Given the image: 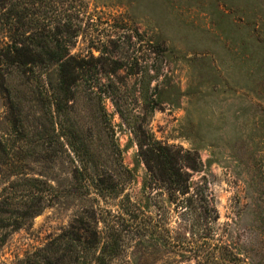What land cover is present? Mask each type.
Returning <instances> with one entry per match:
<instances>
[{"label": "rangeland", "instance_id": "rangeland-1", "mask_svg": "<svg viewBox=\"0 0 264 264\" xmlns=\"http://www.w3.org/2000/svg\"><path fill=\"white\" fill-rule=\"evenodd\" d=\"M17 1L32 11L33 0ZM34 4L32 26L86 71L60 106L40 67L0 77V201L44 206L16 230L17 216L0 213V264L40 263L92 212L87 237L100 242L81 245L74 264H196L167 242L170 229L189 238L188 223L147 184L139 125L201 156L192 183L205 177L214 195V254L223 243L236 264H264V0Z\"/></svg>", "mask_w": 264, "mask_h": 264}, {"label": "trees", "instance_id": "trees-1", "mask_svg": "<svg viewBox=\"0 0 264 264\" xmlns=\"http://www.w3.org/2000/svg\"><path fill=\"white\" fill-rule=\"evenodd\" d=\"M35 2L37 3L38 0L30 2L32 11L29 12L30 8L22 6L19 1L0 0V22H3V25L0 23V77L2 78L5 71L9 74L16 73L18 77H21L33 68L40 67V74L46 77L43 87L45 86L54 94L60 106L62 100H70L73 95L78 78L86 71L85 63L84 60H78L70 53V46L62 45L60 42L48 43L45 40L46 36L52 34H45L40 28V22L36 24L38 26H32L31 22L34 19L28 18L27 13L35 14V6H37ZM12 18L15 19V24H11ZM30 25L33 30L28 29ZM4 29L8 32V40L1 37ZM58 33H55V36ZM3 86L12 91L11 85L3 84ZM100 114L102 118L103 112L101 111ZM135 135L139 155L149 174L147 184L153 189L166 190L169 200L174 205V212L188 223L189 238L185 237L184 241L178 240V237L173 234L174 229H170L167 238V242L179 251L181 261L195 259L196 264H236L229 258L232 251L229 250L228 245L223 243L218 245V249L222 248L219 256L214 254V246H208V241L216 233L215 224L219 220V212L207 179L202 177L198 182L192 183L193 175L204 169L199 153L183 146L164 143L140 125L135 128ZM5 152L6 148L0 141V156ZM7 206L10 205L0 201L1 214L10 213V217L17 216L13 230L21 227L26 218L40 213L44 207L33 208L30 203L26 205L24 212H16L5 210L4 207L8 209ZM93 216L94 212L91 215L85 214L84 218H77L75 221L79 225L75 227L72 224L70 232L63 236L70 239L71 244L67 245L66 241L44 249L48 253L43 254L38 264H74L79 261L82 257L80 254H83V250L79 248L81 245L100 242L97 240V238L100 239L99 237L94 238V241L87 237L90 224L88 221ZM7 219L3 217L0 221L2 223ZM79 229L84 230L81 233ZM196 237L201 243L193 242ZM0 241L3 243L4 237ZM202 244L206 247L202 248ZM212 247L214 249L211 250ZM187 250L193 254H186Z\"/></svg>", "mask_w": 264, "mask_h": 264}]
</instances>
